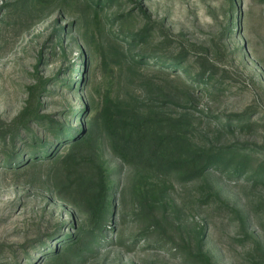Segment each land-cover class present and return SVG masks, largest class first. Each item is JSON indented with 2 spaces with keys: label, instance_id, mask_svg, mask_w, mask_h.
I'll return each instance as SVG.
<instances>
[{
  "label": "rangeland",
  "instance_id": "1",
  "mask_svg": "<svg viewBox=\"0 0 264 264\" xmlns=\"http://www.w3.org/2000/svg\"><path fill=\"white\" fill-rule=\"evenodd\" d=\"M0 264H264V0H0Z\"/></svg>",
  "mask_w": 264,
  "mask_h": 264
},
{
  "label": "trees",
  "instance_id": "2",
  "mask_svg": "<svg viewBox=\"0 0 264 264\" xmlns=\"http://www.w3.org/2000/svg\"><path fill=\"white\" fill-rule=\"evenodd\" d=\"M137 129V128H136ZM133 132H134V128H133ZM97 186V193L98 194H100V191H101V189H102V187H101V184H97L96 185ZM95 188V187H94ZM95 190V189H94ZM96 207V206H95Z\"/></svg>",
  "mask_w": 264,
  "mask_h": 264
}]
</instances>
